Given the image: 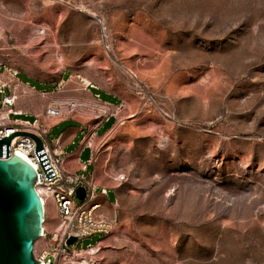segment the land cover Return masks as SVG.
<instances>
[{"label":"rangeland","instance_id":"rangeland-1","mask_svg":"<svg viewBox=\"0 0 264 264\" xmlns=\"http://www.w3.org/2000/svg\"><path fill=\"white\" fill-rule=\"evenodd\" d=\"M36 1L0 0V63L38 89L66 69L134 100L96 161L126 175L116 225L82 246L103 237L104 264H264V0H61L97 15L21 21Z\"/></svg>","mask_w":264,"mask_h":264},{"label":"built area","instance_id":"built-area-1","mask_svg":"<svg viewBox=\"0 0 264 264\" xmlns=\"http://www.w3.org/2000/svg\"><path fill=\"white\" fill-rule=\"evenodd\" d=\"M108 45L104 51L108 53ZM0 70V137L13 131H28L42 141V147L55 174L45 179L44 170L33 151L35 140L27 134H15L9 141V155L16 153L28 160L36 170L35 187L43 204L42 234L37 238L33 254L41 264H104L96 257L102 238L116 225V214L106 213L99 195H106L107 187L99 188L96 182V161L103 140L124 120L126 102H111L99 93L87 96L63 95L65 83L58 80L50 91L37 90L18 77L19 71L10 65ZM29 93L47 99L42 112L31 113L20 106ZM24 115L25 117H20ZM113 117L114 121L103 134L97 133L102 123ZM75 120L84 132L77 147L67 152L59 147V138L49 139L50 126L62 120ZM89 148L87 161H80V153ZM4 158V157H1ZM72 159L77 167L68 164ZM110 180L120 183L124 173H113ZM82 187V198L77 189ZM78 199V200H76ZM50 202L53 206L50 210ZM101 233L94 244L82 246L84 237ZM70 237L75 239L67 243Z\"/></svg>","mask_w":264,"mask_h":264},{"label":"water","instance_id":"water-1","mask_svg":"<svg viewBox=\"0 0 264 264\" xmlns=\"http://www.w3.org/2000/svg\"><path fill=\"white\" fill-rule=\"evenodd\" d=\"M15 134H27L35 140L33 151L45 179L55 176L35 134L16 130L0 137V264H41L34 257L33 247L42 234L43 204L35 187L34 166L16 153L9 155V141ZM83 194L79 187L77 196L82 198ZM74 239L70 237L67 243Z\"/></svg>","mask_w":264,"mask_h":264},{"label":"crops","instance_id":"crops-1","mask_svg":"<svg viewBox=\"0 0 264 264\" xmlns=\"http://www.w3.org/2000/svg\"><path fill=\"white\" fill-rule=\"evenodd\" d=\"M24 6H25V8L22 10V11H24L22 14L23 19L21 21H92L91 17H89V15H87L89 13H87V12L85 13L84 10H81L79 8H76V7H69L65 4H63L61 0H60V2L58 0H48V1L39 0V1H36V4L34 5L35 6L34 11L35 12H33L32 15H29V10H30V8L28 7L29 3L24 2ZM26 17H28V18H26ZM0 21H10V20H8V19L4 20L0 17ZM109 76L111 77L112 75H109ZM86 78H88V77H86ZM60 79H62L65 83V89L62 93L63 95H69V96H87L88 95L89 96V95L97 93V92L91 91V88H96V89H100V90L104 91L107 94L112 95L115 98V101H113V102H117L120 99H123L115 91H112L111 89H109L105 85H98L96 83V81H94L92 79L88 78L89 82H85V80L83 79V76L79 73L72 74L71 72H68V71L66 72V69H64L62 71L61 75L59 76V78L53 83V87L55 86L57 81ZM30 85H32V84H30ZM53 87L51 89H53ZM36 89L42 90V89H38V88H36ZM51 89H49L47 91H50ZM126 100H124V101L126 102L127 109L123 111L124 113H128L133 108V104H134L133 103L134 100L130 96H128ZM46 104H47V99L40 97L37 93H29L26 96V98L20 102V106H22L25 110H27L31 113L42 112L44 110ZM66 121H72L73 124L68 125L64 129L60 130L56 134L54 139H56L58 137L59 138V147L64 149L67 152H71L72 150H74L77 147L78 140L81 137L82 133L84 132V130H82L80 123L78 121L66 119V120L55 122L50 126L49 132L51 129H54L55 127H57L58 125L66 122ZM111 125L107 129H109L111 127ZM76 139H77V142H75ZM68 164L73 165L74 169L78 166L77 162L72 160V159H70L68 161ZM96 182L98 183L99 188L102 186L107 187L106 195L100 194L99 199L103 204L104 211L106 213L111 214L112 207L114 208L117 205V202L119 199V188H118L117 184L112 183L110 180L100 178V177H98L97 174H96ZM109 191H111L113 193L112 199L108 197ZM49 206H50V210L52 211L53 206H52L51 202H50Z\"/></svg>","mask_w":264,"mask_h":264},{"label":"bare ground","instance_id":"bare-ground-1","mask_svg":"<svg viewBox=\"0 0 264 264\" xmlns=\"http://www.w3.org/2000/svg\"><path fill=\"white\" fill-rule=\"evenodd\" d=\"M79 9L86 11V12L89 13L91 16H96V15H97V14L95 13V11H93L92 9L86 8L84 5H81V6L79 7ZM97 22H99L101 25H104V18H103V17H98V18H97ZM40 30H41V29H40ZM41 31H43V29H42ZM114 61L116 62V64H117L118 66H121V67H122V64L119 63V61H118L117 59H114ZM62 62L65 63L63 59H62ZM125 66H126V67L124 68L125 70H130V68H129L127 65H125ZM128 72H129V71H128ZM83 79L85 80V82H89V79H88V78L83 77ZM162 111H163V110H162ZM163 112H164V111H163ZM112 214H114V212H112Z\"/></svg>","mask_w":264,"mask_h":264}]
</instances>
